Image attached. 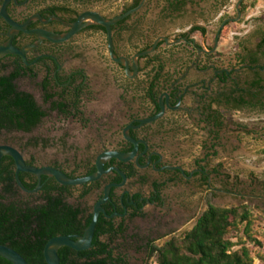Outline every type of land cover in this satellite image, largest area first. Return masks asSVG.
<instances>
[{
	"label": "rangeland",
	"instance_id": "obj_1",
	"mask_svg": "<svg viewBox=\"0 0 264 264\" xmlns=\"http://www.w3.org/2000/svg\"><path fill=\"white\" fill-rule=\"evenodd\" d=\"M46 1L69 5L76 3L81 11L100 12L107 20L119 15L124 6L132 3V0ZM178 1L185 2L179 12H173L168 8V0H145L143 10L127 22L128 30L115 36L118 53L132 58L159 37L175 41L195 26L207 29L211 44L220 26L218 20L221 17L226 20L236 18L235 9L239 0ZM42 3V0H33L30 11ZM239 21L229 24L227 36L220 39L218 65L227 66L238 55L244 56L245 50L252 52L256 49L259 36L264 33V1H258L253 9L247 11L243 21ZM192 37L198 45H203L199 34ZM75 43L81 58L71 61L69 66L81 67L89 79L81 97L84 117L73 121L51 112L36 133H4L0 136V145L14 143L24 148L26 157L35 155L41 163L57 161L66 171L79 175L86 166L95 162L102 145L112 146L120 138L116 126L124 123V114L139 106H147L149 71L141 73L135 82H131V75L127 78L109 58L107 38L102 32H85L75 39ZM189 52L190 48L184 44H164L156 56L160 57L168 74L188 63ZM261 62L264 63L263 60ZM141 63L145 65L146 61ZM23 90L28 91L25 87ZM37 98L41 103L39 94ZM227 119L228 123L220 133V145L215 150L217 156L209 158L206 163L209 171L221 166L219 174L211 175V187L222 192L212 195L196 180L188 186H168L163 192L165 206H147L142 219L130 222L125 234L114 241L115 255H123L127 264H155V257L150 256L148 250H137L142 241L152 239L154 246L162 247L174 238H183L196 226L210 205L223 209L247 205L254 211L252 240L243 235L244 225H240L232 236V241L237 244L234 250H239L243 243L250 251L254 264H264V111H239ZM180 124L190 130L171 136L167 145V151L171 150L167 153L169 157L175 152L178 155L174 156L176 161L190 165L212 154L202 147L206 139L204 132L193 128L189 119L182 120ZM33 138H47L55 143L50 144L47 150L25 147L27 141ZM187 169L192 170L188 166ZM130 190L137 191L139 187L132 184ZM78 192L72 191L73 194ZM142 192L148 195L149 189L145 187ZM86 200L92 208L96 196L92 194ZM28 201L36 203L38 200L32 198Z\"/></svg>",
	"mask_w": 264,
	"mask_h": 264
},
{
	"label": "flooded vegetation",
	"instance_id": "obj_2",
	"mask_svg": "<svg viewBox=\"0 0 264 264\" xmlns=\"http://www.w3.org/2000/svg\"><path fill=\"white\" fill-rule=\"evenodd\" d=\"M42 1L43 3L39 7L34 11H30L33 0H11L6 7V11L14 22L25 26L29 31L44 30L57 36H64L69 33L72 25L75 24L78 18L85 12H96L107 19L102 13L97 11H81L76 3L74 5H69L64 2L55 3L46 0ZM4 2L5 0H0V12ZM134 2L135 0H132L130 5L124 6L123 10L117 16L127 13L125 10L130 8ZM184 2L185 1L168 0V8L173 12H179ZM141 3L142 0H140L136 8H138ZM144 6L145 3L139 12L143 10ZM177 7H180L179 10H177ZM56 8H65L68 11H58L55 10ZM133 16L127 18V20L119 21L112 27V29L114 28V55L116 58H124L128 61L131 75L129 80L131 82H135L141 73L149 71L147 74L149 81L146 89L147 106H139L138 109L130 110L124 114V123L116 126L119 130L120 138L112 146L102 145L99 155L108 151L122 154L133 153L135 145L125 139L124 136L126 134L128 138L138 144V151L135 159L130 162H119L115 159L105 162L104 169L109 172L108 174L104 175L96 183L86 184L80 187H70V194L65 195V202L74 207V213H77L78 220L84 217L86 222L90 216L93 218L94 209L103 200L105 189L110 185H122L121 187H115L110 190L109 200L101 205L104 213L99 214V219L103 216V218L114 227L116 232H119L120 228L126 232V227L130 222L142 219L144 217V210L147 206L164 207L166 202L163 192L165 188L170 185L184 184L188 186L196 180L212 195L222 192L212 189L211 187V175L219 174V168L221 166L219 165L215 169L209 171L206 163L209 158L217 156L215 150L220 145V133L228 123L227 118L244 110L264 111L259 108L236 107V101H239L242 96H244L245 101H249V94H256L257 92H263L264 94V63L261 62L262 60L264 61V48H259L260 43L264 39V33L260 34L254 51L249 52L245 50L244 56L238 55L234 60L230 61L229 65H218V49L220 39H222L220 27L222 23L226 21L224 20L221 23L223 20V17H221L218 20L221 25L217 29L215 38L211 44L206 28H204L206 30L204 35L198 32H189L175 39V41L186 39V41H181L178 44H184L190 48V52L188 53L189 56H187L188 63L169 71L168 74L165 73V66L162 60L159 56H156V52L159 48L166 44L165 42H160L152 55L137 59L136 64L138 71L135 75L133 70L134 56L129 58L123 54H119L115 46V36L118 33H123L128 30L129 27L126 24ZM122 21L124 22L119 24ZM92 26L97 25L92 24L87 26L66 43L53 44L33 34H26L24 32L14 33L5 20L0 18V46L7 44L11 40L13 47L19 50H26V62L14 55L6 56L4 62L13 63L14 65L22 64L23 76L15 82L16 86L20 91L33 96L38 106H40L43 111L47 112L48 116L49 113H51V104L45 102L46 94L44 93L43 86L46 81L49 82V93L53 95L57 94L53 101H60L59 99L66 88L72 89L74 94H77L80 85H83L85 88L88 85L89 79L86 71L79 66H69V63L81 58V54L75 45V39L78 36L88 31L102 32L92 30L90 28ZM102 33L106 35V33ZM193 34H199L200 37H202L203 45H198L196 43V40L192 37ZM10 35H13L12 39ZM217 39L218 46L215 51H213ZM153 45L154 43L151 46L145 47L143 50L147 51L146 49H151ZM143 50L139 53L145 52ZM142 61H146V64L142 65ZM113 63L118 66L128 78L124 66L115 62ZM158 73L160 74L159 79L155 82V88L153 90L154 97H151L149 96V89ZM259 80L261 89H253L251 85L253 82ZM24 87L28 89V91L23 90ZM38 94L41 96L42 104L38 101ZM78 111L82 112L81 103ZM163 111L164 113L161 114ZM53 113H55L57 117L69 118L73 121L84 117V115H76L75 109L73 110V115L64 116L57 111ZM158 115L162 116L155 119ZM48 116L42 120V123ZM184 119L192 121L191 126L197 131L201 130L204 132L206 139L202 143V147L208 150V152H212L211 155H205L200 160L193 161L190 165H185L176 161V157L174 158V156L178 155L173 151L170 157L167 154L171 151H167L169 149L167 145L169 144L171 136H176V133L179 131L188 133L190 130L188 126L180 124ZM42 123L33 130V132L26 135L36 133ZM4 133L5 132L2 134ZM58 141L59 140H57V143ZM35 142H38V144H34ZM54 143L55 142L47 138H33L27 141L25 147L47 150L50 144ZM0 146H10L16 149L22 155L25 165L30 168L55 169L64 173L71 179L86 177L93 169H95L96 173L95 164L97 158L95 162L84 168L82 174L78 175L75 172L71 173L66 171L57 161L41 163L38 162L35 155L26 157L23 152L24 148L21 149L14 143H3ZM5 165L9 166V176L13 179L12 184L14 185V193L8 196L11 201H28L32 198L38 200L45 187L58 184L56 180L49 175H42L39 177L29 172H20L18 178L26 190H28V192H24L17 183V167L15 161L9 157ZM187 166L191 167L192 170H188ZM2 167L4 166H1V170L3 169ZM113 170L121 172L125 176L126 182H124L120 174ZM221 177H223V175H221ZM132 184L137 185L139 190L131 191L130 186ZM33 186L34 188H31ZM145 187L149 189L148 195L142 192ZM73 190H79V192L73 194ZM35 191L37 192L33 193ZM86 191H89L88 194L82 198L83 193ZM227 193L230 192L227 191ZM92 194L96 196V202L94 206L90 208L86 199ZM78 209H80L81 212H77ZM125 232L123 234H118L116 238L123 236ZM116 238L106 234L101 238V242L109 245V251L112 252L114 264H127V260L123 255L114 254V241ZM152 246H154L153 240L147 239L140 243L137 250H148L150 254V248Z\"/></svg>",
	"mask_w": 264,
	"mask_h": 264
},
{
	"label": "trees",
	"instance_id": "obj_3",
	"mask_svg": "<svg viewBox=\"0 0 264 264\" xmlns=\"http://www.w3.org/2000/svg\"><path fill=\"white\" fill-rule=\"evenodd\" d=\"M258 1L264 0H244L240 7L242 17L239 23ZM139 2L140 0H135L125 12L135 9ZM179 8L177 7V10ZM55 10L68 11L65 8ZM224 20L226 19L221 23ZM90 28L106 33L101 26ZM228 30L229 24L221 30V38L227 36ZM190 32L204 35L206 30L194 27ZM259 48H264V39ZM5 57L0 59V135L3 132L28 134L42 123L48 113L38 106L33 96L20 91L16 86L15 82L23 76L22 64L4 62ZM159 74L151 83L149 89L151 97H154L153 90ZM48 86L49 82L46 81L43 90L46 94L45 102L51 104V112L57 111L66 116L73 115L75 109L76 115H83L78 111L85 89L83 85L79 86L77 94H74L72 89L66 88L60 101H53L57 94H50ZM251 87L261 89L260 80L253 82ZM248 96L249 101H245L244 96L240 97L239 101H236V107L264 110L263 92ZM8 159L9 157H5L1 161V166L5 168L2 167L0 175V245L16 251L28 264H47L44 249L48 241L60 236H84L93 218L90 216L86 222L84 217L78 220L74 207L65 202V195L70 194V187L59 184L45 187L36 203L23 200L11 201L8 196L14 193V185L13 179L9 176V166L5 165ZM94 173L95 169L88 176ZM88 192H84L82 198ZM77 212H81L80 209ZM253 219L254 211L247 205L228 209L210 205L196 226L183 238H174L162 247L152 246L150 256L155 257V264H254L248 248L241 243V248L236 251L234 248L237 244L232 241L233 233L238 231L240 225H244L243 235L252 240ZM124 232L122 228L116 232L114 227L101 216L96 226L92 248L85 252H76L67 247L60 248L58 251L60 264H114L109 245L102 243L101 238L106 234L116 238L118 234ZM0 264L11 263L0 257Z\"/></svg>",
	"mask_w": 264,
	"mask_h": 264
},
{
	"label": "water",
	"instance_id": "obj_4",
	"mask_svg": "<svg viewBox=\"0 0 264 264\" xmlns=\"http://www.w3.org/2000/svg\"><path fill=\"white\" fill-rule=\"evenodd\" d=\"M10 1L11 0H5L1 8L0 18H3L5 20V22L12 28V31L14 33L24 32L26 34H33V35L38 36L40 39L48 40L49 42L53 44H62V43L68 42L69 40L74 38L81 30H83L89 25L93 24V25L101 26L102 28L105 29V32H106L107 47H108L110 58L112 59L113 62L123 65L126 70V73L128 75L130 74L128 61L124 58H116L114 55V38H113L114 32H113L112 27L116 25L119 21L125 20L135 15L136 13H138L142 9L145 3V0H142V3L138 8L131 10L127 13H124L123 15L117 16L113 18L112 20H107L96 12H85L78 18L77 22L72 25L70 32L64 36H57L49 32H46L44 30L29 31L26 29L25 26L19 25L18 23L14 22L8 16L7 11H6V7ZM243 2L244 0H239L236 5L237 17L235 19H229V20L224 21L220 27V31L226 25L237 23L241 19L242 14L240 12V7ZM10 38L12 39L13 35H10ZM181 41H186V39H182ZM181 41H170L168 38L162 37V38L157 39L154 42V45L151 49L135 55L133 59L134 61L133 70H134L135 75L137 74V71H138L137 64H136L137 59L152 55L156 51L160 42H165L167 45L172 46L174 44L180 43ZM217 46H218V39L216 40L214 44L213 51H215ZM8 55L18 56L26 62V50H19L13 47L11 40L7 44L0 46V59ZM163 113L164 111L161 114ZM161 116L162 115H158L155 119H158ZM124 137L126 140L132 142L135 145V149L133 153L122 154L118 152L108 151V152H105L99 155L97 157L96 164H95L96 173L90 176H86V177L78 178V179H71L68 176H66L64 173L58 170H55V169H51V168L36 169V168L27 167L24 163L23 157L20 154V152H18L16 149L10 146H0V173H1V161L3 157L8 156L15 161V164L17 167V183L24 192H28V190H26V188L23 186V184L18 178V174L20 172H29L39 177H41L42 175H49V176H52L59 185L65 186V187H80L86 184L96 183L104 175L109 173L108 171H105L104 169L105 162L111 159H115L119 162H130L135 159L136 153L138 151V144L134 142L133 140H131L130 138H128L126 134ZM113 171L120 174L123 177L124 182H126V178L121 172H119L118 170H113ZM121 186L122 185H110L105 189L103 200L94 209L92 222L90 226L86 229L84 236L82 237L60 236V237H55L48 241L44 249V258L47 264H60V259L58 256V251L60 248L67 247L76 252H85L91 249L93 239L95 236L96 226L99 220V214L104 213V210L101 208V205L107 200H109L110 190L112 188L121 187ZM36 192L37 191L33 193H36ZM0 257L4 258L11 264H28V262L20 254H18L16 251L6 246L0 245Z\"/></svg>",
	"mask_w": 264,
	"mask_h": 264
}]
</instances>
